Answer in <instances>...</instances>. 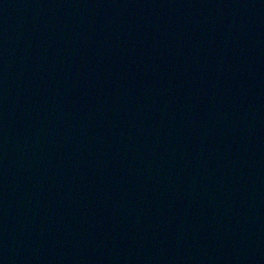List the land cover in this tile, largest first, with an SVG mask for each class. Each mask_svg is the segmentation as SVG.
Wrapping results in <instances>:
<instances>
[{
  "label": "water",
  "instance_id": "1",
  "mask_svg": "<svg viewBox=\"0 0 264 264\" xmlns=\"http://www.w3.org/2000/svg\"><path fill=\"white\" fill-rule=\"evenodd\" d=\"M0 264H264V0H0Z\"/></svg>",
  "mask_w": 264,
  "mask_h": 264
}]
</instances>
